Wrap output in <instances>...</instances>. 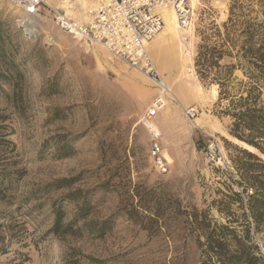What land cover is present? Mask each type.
I'll list each match as a JSON object with an SVG mask.
<instances>
[{
  "label": "rangeland",
  "instance_id": "obj_1",
  "mask_svg": "<svg viewBox=\"0 0 264 264\" xmlns=\"http://www.w3.org/2000/svg\"><path fill=\"white\" fill-rule=\"evenodd\" d=\"M191 7L188 28L165 37L164 25L147 46L171 92L153 120L170 163L161 175L142 124L159 94L153 82L60 31L44 13L30 17L0 0L7 56L0 62V264H199L204 238L194 218L241 234L239 198L250 189L241 167L254 163L243 152L264 156L231 136L228 100L200 79L195 60L203 41L216 45L228 33L233 57L220 65L242 64L249 33L264 43V0H191ZM70 10L74 18L86 11L77 2ZM247 81L236 67L230 95ZM83 202L86 221L109 219L103 234L50 232L57 210L68 224ZM250 238L264 260V229L250 225Z\"/></svg>",
  "mask_w": 264,
  "mask_h": 264
},
{
  "label": "trees",
  "instance_id": "obj_2",
  "mask_svg": "<svg viewBox=\"0 0 264 264\" xmlns=\"http://www.w3.org/2000/svg\"><path fill=\"white\" fill-rule=\"evenodd\" d=\"M230 22L232 21L230 20ZM3 25L4 23L0 22V62H4L7 57L2 43L5 35ZM226 26L225 30L228 31ZM229 47L233 46L228 33L227 37L221 39L216 45H209L203 41L199 46L195 60L196 73L202 81H208L218 86L219 101L228 100L225 110L233 120L231 136L264 156V102L261 100L264 94V43L255 44L249 33L239 50L243 63L220 65V61L225 57H233ZM236 67L242 69L248 81L240 83L243 91L235 97L230 95L228 84ZM243 155L249 160H253L254 163L241 167L243 180L248 183L250 189L246 187L242 189L244 194L242 200L236 194L246 210L243 224L240 225L243 227L242 232L239 234L235 229L226 225H214L211 228L210 220L197 221L194 218L197 230L202 232L201 235L204 238L203 242H199L201 247L199 264H264L263 258L257 251V246L252 243L250 238V225L253 226V229L260 227L264 229V161L247 150H244ZM253 166L257 169V174L254 175L250 174ZM72 196L74 195L70 194L71 198ZM88 212L89 209L83 202L78 206L73 221L63 224L61 212L57 210L50 232L56 235L69 232L73 234L86 230L92 233L95 231L99 235L103 234L108 229L109 219L99 224L86 221ZM79 221L83 222L75 231L72 230V225ZM79 263V259H72L66 264Z\"/></svg>",
  "mask_w": 264,
  "mask_h": 264
},
{
  "label": "built area",
  "instance_id": "obj_3",
  "mask_svg": "<svg viewBox=\"0 0 264 264\" xmlns=\"http://www.w3.org/2000/svg\"><path fill=\"white\" fill-rule=\"evenodd\" d=\"M8 1L30 17L44 13L60 31L82 44L101 48L110 59L124 62L153 82L159 94L142 116V124L149 133V155L154 169L161 175L167 174L170 163L162 150L160 132L147 128L146 124L153 122L171 95L149 56L147 45L164 26L161 17L164 8L173 10L181 28H188L191 0H90L92 7L84 13L86 20L73 18L47 0ZM186 116L195 119L197 111L187 108Z\"/></svg>",
  "mask_w": 264,
  "mask_h": 264
},
{
  "label": "bare ground",
  "instance_id": "obj_4",
  "mask_svg": "<svg viewBox=\"0 0 264 264\" xmlns=\"http://www.w3.org/2000/svg\"><path fill=\"white\" fill-rule=\"evenodd\" d=\"M74 2L79 3V5L81 6L82 10H88L89 9L88 8L89 5H90L89 1H87V0H72L71 3H69V5L67 7H62V8L65 9L66 13H71L70 9L74 5ZM192 3H194V0H192ZM164 9L167 10V8H164ZM168 10H169V13H167L163 9L161 10V11H163V13L161 14V17H162V19L164 21V25H165V29H164V32L162 34L165 37H168V36L172 37V36H174V34L172 32L176 31L178 28H181V27L176 22V18H175L173 10L172 9H168ZM82 17H83L84 20H86V18H87L85 16V14ZM163 28H164V26H163ZM163 28H162V30H163ZM181 29H183V28H181ZM177 33H178V30H177ZM169 94L171 95L170 90H169ZM146 126H147V128H152V129L159 130L158 127L156 126L155 122H152V123L150 122V123L146 124Z\"/></svg>",
  "mask_w": 264,
  "mask_h": 264
},
{
  "label": "crops",
  "instance_id": "obj_5",
  "mask_svg": "<svg viewBox=\"0 0 264 264\" xmlns=\"http://www.w3.org/2000/svg\"><path fill=\"white\" fill-rule=\"evenodd\" d=\"M72 0H47L48 3L56 5V4H62L61 7H67L69 3H71ZM72 14H76L74 11L71 12ZM81 13H78V20H84L82 15L80 16ZM74 18V17H73Z\"/></svg>",
  "mask_w": 264,
  "mask_h": 264
},
{
  "label": "water",
  "instance_id": "obj_6",
  "mask_svg": "<svg viewBox=\"0 0 264 264\" xmlns=\"http://www.w3.org/2000/svg\"><path fill=\"white\" fill-rule=\"evenodd\" d=\"M244 148V147H243ZM244 149H246V148H244Z\"/></svg>",
  "mask_w": 264,
  "mask_h": 264
}]
</instances>
